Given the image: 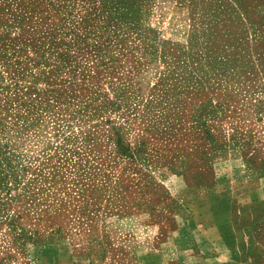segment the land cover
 <instances>
[{"label": "rangeland", "instance_id": "obj_1", "mask_svg": "<svg viewBox=\"0 0 264 264\" xmlns=\"http://www.w3.org/2000/svg\"><path fill=\"white\" fill-rule=\"evenodd\" d=\"M177 210L264 264V0H0V264H115Z\"/></svg>", "mask_w": 264, "mask_h": 264}, {"label": "crops", "instance_id": "obj_2", "mask_svg": "<svg viewBox=\"0 0 264 264\" xmlns=\"http://www.w3.org/2000/svg\"><path fill=\"white\" fill-rule=\"evenodd\" d=\"M209 213L214 218L217 217L216 210H209ZM174 217L177 220V230L170 234L167 241L160 244L156 242V235L153 238L149 236L142 239L133 234L129 225L131 219L120 220L119 230L126 240L124 238L125 241L121 240L112 246L125 252L126 258L114 263L256 264L247 252L239 250L238 243L242 236L236 231L233 223L227 225L205 223L198 211L192 214L186 210H177Z\"/></svg>", "mask_w": 264, "mask_h": 264}]
</instances>
